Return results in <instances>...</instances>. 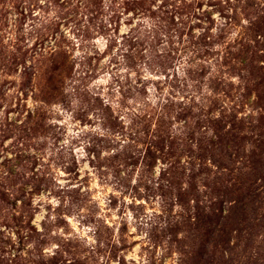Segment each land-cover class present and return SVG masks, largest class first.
I'll return each instance as SVG.
<instances>
[{
    "label": "clouds",
    "instance_id": "1",
    "mask_svg": "<svg viewBox=\"0 0 264 264\" xmlns=\"http://www.w3.org/2000/svg\"><path fill=\"white\" fill-rule=\"evenodd\" d=\"M253 68L264 0H0V264H189L241 197L208 264H264Z\"/></svg>",
    "mask_w": 264,
    "mask_h": 264
},
{
    "label": "trees",
    "instance_id": "2",
    "mask_svg": "<svg viewBox=\"0 0 264 264\" xmlns=\"http://www.w3.org/2000/svg\"><path fill=\"white\" fill-rule=\"evenodd\" d=\"M65 62L64 57H58L55 61L57 65L63 67ZM55 71V69H54ZM252 79L255 81L252 87L247 91L245 99L249 98L253 92L257 94L256 107H264V70L253 68ZM216 89L223 90L222 84L217 83ZM51 91H55V83L52 79L49 81ZM217 105H214V108ZM227 122L232 124V131L226 133L224 131L225 121L214 122L213 126L217 130V134L221 139V146L227 147L228 145L238 146L242 143L240 133L244 131L245 124L242 121H237L235 115L227 118ZM259 128L261 129V143L258 145L259 151L254 153L251 157V164L253 169V176L264 175V118L261 119ZM150 155H152L150 153ZM247 195L251 199H256V191L254 187L249 189ZM184 197H182L183 199ZM243 199L240 198L239 204L236 209L232 211L229 216L224 215L223 201L214 204L211 212H205L204 209H198L199 229L201 233V243L198 249H195L189 258V264H208L207 249L210 243H215L230 236L233 228H239L246 220L243 209Z\"/></svg>",
    "mask_w": 264,
    "mask_h": 264
}]
</instances>
